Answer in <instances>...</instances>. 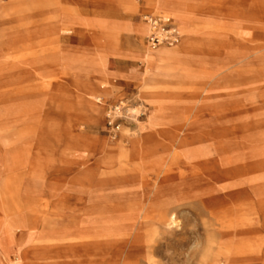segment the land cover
I'll return each mask as SVG.
<instances>
[{"label": "rangeland", "instance_id": "rangeland-1", "mask_svg": "<svg viewBox=\"0 0 264 264\" xmlns=\"http://www.w3.org/2000/svg\"><path fill=\"white\" fill-rule=\"evenodd\" d=\"M20 2L0 0V109L5 111L0 115V216H13L11 233L0 241V260L5 258L6 264H110V257L104 262L103 253L95 258L89 242L92 196L111 192L110 180L121 178L111 171L109 160L118 155L123 134L150 130L233 133L247 141L252 153L248 215L188 206L177 215L173 234L154 237L158 250L153 260L207 264L230 245L229 226L248 218L253 241L239 264H264V47L257 49V42L233 45L223 29L207 30L208 36L201 40L213 71L229 52L251 50L238 71L246 78L229 83L219 80V75L204 83L177 76L153 83L142 54L178 47L185 40L175 32L183 29L185 21L163 0ZM204 16L209 27L229 24L237 16L251 22L255 30L264 28V0H215ZM66 17L71 34L56 29ZM140 23L150 25L144 38L138 32ZM154 34L168 40L154 45ZM105 72L116 77L114 82ZM122 80L127 82H118ZM148 84L166 99L155 120L149 115L157 110L142 96ZM240 93L238 106L257 104L259 108L202 110L206 98L224 103V98ZM95 107L101 109L100 118L94 116ZM159 159L178 168L190 157ZM219 196L224 198L222 193ZM135 260L148 264L145 252Z\"/></svg>", "mask_w": 264, "mask_h": 264}, {"label": "bare ground", "instance_id": "bare-ground-1", "mask_svg": "<svg viewBox=\"0 0 264 264\" xmlns=\"http://www.w3.org/2000/svg\"><path fill=\"white\" fill-rule=\"evenodd\" d=\"M19 1L26 5L29 0ZM163 1L165 6L177 11L179 19L185 21V25H182L184 30H176L185 40L178 47L149 50L142 54L150 82H166L177 76H183L188 82L204 83L214 81L219 75V80L229 83L246 78L238 71L247 61L251 50L229 52L221 66L213 71L201 39L208 36V31H219L221 28L230 38L231 44L240 46L257 42L256 48L261 49L264 47L263 27L255 30L251 22L237 16L235 18L238 20L229 24L209 27L203 18L204 12L215 0ZM137 28L143 38L150 33V25L140 23ZM56 29L61 34H71L73 31L67 17L60 21ZM1 71L2 68L0 75ZM105 74L109 82H114L116 77L112 73ZM238 76L242 79L238 80ZM148 85L142 90V96L157 110L149 115L150 120H155L166 99L163 93L151 91L152 85ZM241 96V93L238 97L229 95L223 99L224 103L206 98L201 107L212 112H251L259 108L257 104L238 106ZM248 102L254 103L253 99ZM4 112L0 109V115ZM93 113L95 117H101L100 108L95 107ZM170 139L174 142H168ZM181 155L185 159L190 157V160L178 168L171 161L168 163L165 159H159L165 156L180 158ZM109 163L113 165L111 171L121 178L110 180L111 192L93 194L89 242L95 258L103 253L104 262L110 257V264H138L135 259L140 252L148 256V264H159L153 260L158 250L154 237L173 234L171 231L177 224V215L188 206H210L224 210L227 215L242 213L245 216L252 207L251 149L247 141L233 133L168 134L144 130L130 135L125 132L118 144V155L110 157ZM3 215L0 216V241L11 233L13 217L8 213ZM236 223H232L228 229L230 245L209 258L207 264H239L248 256L253 241L248 218ZM4 259L0 260L1 264H6Z\"/></svg>", "mask_w": 264, "mask_h": 264}, {"label": "built area", "instance_id": "built-area-1", "mask_svg": "<svg viewBox=\"0 0 264 264\" xmlns=\"http://www.w3.org/2000/svg\"><path fill=\"white\" fill-rule=\"evenodd\" d=\"M151 22H153L154 24L157 23V21H154L153 18L151 19ZM175 32H176V30H175ZM176 33H177V32H176ZM166 40H168V38H166V37H162V38H161V35H159V34H154L153 37H152V39H151V42H152V44H154V45H158L160 42H162V41H166Z\"/></svg>", "mask_w": 264, "mask_h": 264}]
</instances>
